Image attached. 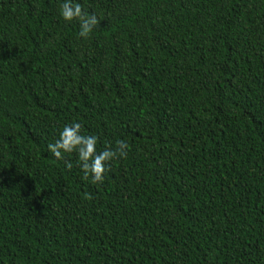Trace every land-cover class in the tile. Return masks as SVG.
<instances>
[{
    "label": "trees",
    "instance_id": "1",
    "mask_svg": "<svg viewBox=\"0 0 264 264\" xmlns=\"http://www.w3.org/2000/svg\"><path fill=\"white\" fill-rule=\"evenodd\" d=\"M0 0V264H264V0ZM125 140L103 183L48 149Z\"/></svg>",
    "mask_w": 264,
    "mask_h": 264
},
{
    "label": "clouds",
    "instance_id": "2",
    "mask_svg": "<svg viewBox=\"0 0 264 264\" xmlns=\"http://www.w3.org/2000/svg\"><path fill=\"white\" fill-rule=\"evenodd\" d=\"M58 15L65 22L79 21L81 38H87L99 24L97 14L94 11L88 12L82 9L78 0H61ZM98 140V136L83 132L81 122L73 120L62 126L54 141L47 144V149L57 160H64L69 170L74 165L71 159H65V157L75 154V165L82 173V179L100 184L103 183L111 162L125 157L130 146L127 141L121 139L116 142L115 148L105 145L103 150H98Z\"/></svg>",
    "mask_w": 264,
    "mask_h": 264
}]
</instances>
